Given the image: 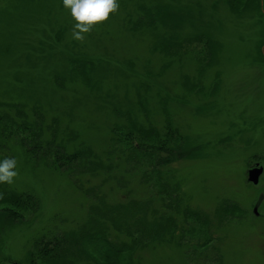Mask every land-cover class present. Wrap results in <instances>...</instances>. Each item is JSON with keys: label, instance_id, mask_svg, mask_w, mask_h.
Masks as SVG:
<instances>
[{"label": "rangeland", "instance_id": "1", "mask_svg": "<svg viewBox=\"0 0 264 264\" xmlns=\"http://www.w3.org/2000/svg\"><path fill=\"white\" fill-rule=\"evenodd\" d=\"M117 2L80 43L63 0H0V161L15 158L18 173L0 194L36 201L24 218L0 214V264H35L44 236L75 244L93 233L119 247L137 230L145 242L119 255L121 264H264V172L258 184L248 177L264 169V0ZM78 58L93 63L86 77L71 63ZM6 117L39 120L42 141L59 132L71 152L90 151L87 165L101 164L56 170L16 143L29 132ZM139 128L152 148L171 131L179 160L162 168L153 162L165 152L135 158L126 138ZM139 159L141 175H133ZM158 191L172 194L178 214L164 211L170 198L158 201ZM132 200L143 202L148 223L155 208L174 215L168 238L149 237L134 208L104 215ZM85 243L60 264L109 262L107 245Z\"/></svg>", "mask_w": 264, "mask_h": 264}, {"label": "trees", "instance_id": "2", "mask_svg": "<svg viewBox=\"0 0 264 264\" xmlns=\"http://www.w3.org/2000/svg\"><path fill=\"white\" fill-rule=\"evenodd\" d=\"M167 47H170V45H164L163 43L158 45V49L162 51H168ZM71 63L73 64V67L76 71H78L83 77H86L89 68L93 65V63L86 59H72ZM7 118V117H6ZM8 122L12 125H15L17 128L22 127L18 132H29L28 136L26 137H16V143L21 145L23 148L26 149V152L32 157V158H46L50 162V167L54 169H63L67 170L68 168H72L74 166H77L78 169L82 172H87L88 169L93 170L94 167L100 165V162H90L89 165L86 164V160L88 157H91V153L88 152L85 149H76L75 151L71 152L69 150L70 147V141L63 138L59 141V132L53 131L52 136L49 140L46 142L42 141L40 134L43 135L44 130L42 127V124H40L39 120H36L34 123L25 122L23 121V124H18V122L14 119L7 118ZM142 128L136 129L135 134L136 137L133 136V133H130L126 138V146L127 150H131L133 148L134 152L137 153L135 158H138L141 153H143V160H145L147 157H155L158 156L160 153L165 152L166 157H157L156 162H153V164L158 165L159 167H169V164L176 163L179 158L181 157V152L177 150V152L171 151V145L173 143L172 141H168L167 135H171L172 132L169 131V133L161 139V137L157 136L156 139L154 138L153 141L156 140L155 147H150V141L149 136L145 135L146 131L141 130ZM145 133H143V132ZM18 132H16L18 134ZM9 133H14L13 131H9ZM171 133V134H170ZM143 135L144 137H140V135ZM32 135V139L30 140L29 137ZM128 137H131L132 139H128ZM10 138H12V134L10 135ZM170 139V138H169ZM13 140V139H10ZM136 142V143H135ZM129 145V147H128ZM131 153V152H129ZM132 158H134L133 153ZM142 161L139 159L137 162H135L136 166L133 175H141L138 171H141L143 169ZM144 165L147 166V162L144 161ZM142 168V169H141ZM73 172V171H72ZM147 172V170H146ZM148 173V172H147ZM142 182H144L142 180ZM5 189V188H4ZM158 195V201L162 200L164 201L166 197L170 198V202L168 203V206H164V211H167L169 208L175 209V213H179L180 207L177 204V201L175 204L172 203L171 193H167L166 196L160 191L156 193ZM150 198H147L144 202H152L149 201ZM174 201V200H173ZM145 204V203H144ZM0 205L1 207V213L8 216L15 217V219H21L24 218L27 214V212L32 211L35 209L36 201L34 200L33 196L26 194V193H10L8 190H4L2 194H0ZM105 209H107V205H104ZM169 207V208H168ZM101 210L102 208L99 207ZM132 208H134L137 212V215L135 220L138 223V219L142 218L143 225H145L147 230H150L149 237L155 239L157 242H160L166 238H168V232L169 225L173 224L175 221L174 215L168 216L165 213H162L160 209H154V218L153 223L147 221V214L143 206V202L132 200L129 206H117L114 207L113 210H111V215L109 213H105L104 215H108L113 219L114 214H120L121 210H126L128 212H131ZM144 212V216H141V213ZM132 213V212H131ZM133 216V215H132ZM132 218V217H127ZM126 218V220H127ZM116 220V219H115ZM138 233H142L143 231L137 230ZM136 237L134 239V243L132 245H120L117 247L115 244L112 245L111 241L106 236H100V235H93V233L86 234L85 238H80V240H77L74 244L73 240H70V238L62 237H55L53 239L46 240L47 236H44L41 239V243L37 246L39 249V254L37 252H34V263L35 264H60L61 262L65 261L66 256H70L71 252L74 249L80 250L82 246H85V240H98L100 243H103L107 245V249L101 252L103 253L104 257H107L108 261H104L103 264H118L120 262L119 255L125 256L128 252L138 250L141 245L145 242L143 240V236ZM171 234V233H170ZM205 244V243H204ZM80 245V248L78 247ZM205 247V246H204ZM203 247V248H204ZM42 261H40V258ZM45 257V261L44 258ZM47 258V260H46ZM64 259V260H63ZM52 260V261H51ZM78 261V259H76ZM70 264H73V261H69ZM73 262V263H72ZM120 262L119 264H121Z\"/></svg>", "mask_w": 264, "mask_h": 264}, {"label": "clouds", "instance_id": "3", "mask_svg": "<svg viewBox=\"0 0 264 264\" xmlns=\"http://www.w3.org/2000/svg\"><path fill=\"white\" fill-rule=\"evenodd\" d=\"M63 6L69 10L75 22L71 29L73 40L83 43L87 34H91L98 25L106 23L111 14L117 13V0H63ZM17 160L4 158L0 161V183L12 184L18 175L15 171Z\"/></svg>", "mask_w": 264, "mask_h": 264}, {"label": "water", "instance_id": "4", "mask_svg": "<svg viewBox=\"0 0 264 264\" xmlns=\"http://www.w3.org/2000/svg\"><path fill=\"white\" fill-rule=\"evenodd\" d=\"M264 169L263 167H259V165L257 167H255L254 169H251L249 171V182L253 183V184H258L259 179L261 177V175L263 174Z\"/></svg>", "mask_w": 264, "mask_h": 264}]
</instances>
